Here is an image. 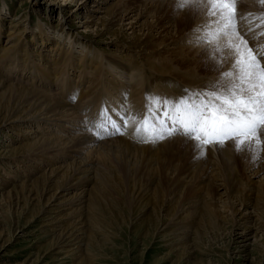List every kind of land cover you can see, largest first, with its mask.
<instances>
[{
	"label": "rangeland",
	"instance_id": "rangeland-1",
	"mask_svg": "<svg viewBox=\"0 0 264 264\" xmlns=\"http://www.w3.org/2000/svg\"><path fill=\"white\" fill-rule=\"evenodd\" d=\"M134 1L0 0V54L4 47L13 46L10 60L0 68V77L4 76L0 80L8 81L14 75L19 86L27 89L32 88L27 80L33 81V89H44L51 98L57 97L59 90L68 95L72 92L71 97L64 96L78 105L75 112H68L72 119L38 116L40 112L28 121L9 120L8 109L1 105L13 101V95L5 82L0 85V264H264V150L259 151L258 159L252 157L235 178L242 202L233 198L230 183L212 168L206 175L201 172L187 188L183 186L177 197L159 188L158 193L151 190L148 198H137L109 169L110 165L117 169L122 158L117 143L106 149L99 143L89 145L79 154L71 146L57 153L44 151L43 156L35 151L55 140L63 143L57 136L69 132L77 135L84 129L82 120L95 135L92 123L102 107L124 129L123 117L134 114L129 104L133 88L127 80L113 79L107 68L111 59L138 61L149 70L151 77L146 81L150 89L144 91V101L138 102L141 108H145L147 94L169 98L185 95L183 91L161 89L160 85L166 86L162 84L166 78L184 90H193L188 80L196 78L199 68L194 69L220 66L214 47L223 36L208 40L201 35L218 31L209 11L204 18L200 8L190 9V2L180 8V0H164L167 5L162 11L157 8L159 2ZM255 1L235 0L238 16L252 19L238 20L239 34L247 24L252 28L264 26L255 19L264 15V7L257 12L254 9L258 16L247 11V2ZM130 8L135 14L127 19L125 9ZM166 15L170 23L160 28L157 20ZM258 33L254 37L249 33L248 42L262 44L264 30ZM202 38L204 42H200ZM89 49L96 53L95 61L104 71L82 63ZM25 56L30 62H22ZM56 57L69 61L56 66L52 64ZM179 57L184 63L176 60ZM207 68L199 73L202 79L195 80L214 85L221 69ZM52 72L60 78H44ZM93 76L101 84L88 91ZM114 81L123 89L121 93L107 86ZM96 93L101 94L98 101L92 98ZM89 97L96 105L92 111ZM77 115H82L81 119ZM107 128L112 135L104 127L94 132L105 134L104 141L115 142L112 139L120 131H112L110 125ZM230 142L234 141H226ZM73 156L86 158V168L94 167L99 175L86 182L84 189L75 186L66 191V184H76L70 172L79 160L76 162ZM154 167L148 168V174L155 172ZM166 186L170 188L168 182Z\"/></svg>",
	"mask_w": 264,
	"mask_h": 264
},
{
	"label": "bare ground",
	"instance_id": "bare-ground-1",
	"mask_svg": "<svg viewBox=\"0 0 264 264\" xmlns=\"http://www.w3.org/2000/svg\"><path fill=\"white\" fill-rule=\"evenodd\" d=\"M130 1H132V0H130ZM149 1H151L152 3H158L159 2V4H157L159 7H157V8H162L163 9L162 11L165 10V7L167 5L164 3V0H162V2H161V0H149ZM149 1L147 0L148 4L150 3ZM258 1H255L256 4H254V2H252V4L247 2V4H249V8L251 9V10H249V8L247 9V11L249 13H252V14L256 13L257 12L256 9L259 10L260 8L264 7V3L261 2V0H260V2H258ZM134 2H133V4H134ZM170 2H171V0H170ZM129 4L131 5V2ZM145 4H143V5H145ZM177 4H178V2H177ZM240 6H241V4H240ZM131 8L125 9L126 10V16H124V17H126L127 19L133 18L134 14H135V13H133L134 9H131ZM197 8H200L201 13H205L204 14V18H205L207 11H209V0L190 1V9L196 10ZM241 9H243V8H241ZM254 9L256 12H254ZM146 11H148V10L146 9ZM159 11H160V9H159ZM150 13H151V11H150ZM240 14H242V13H240ZM258 14L260 15V12ZM192 15H194V14H192ZM247 15H248V13H247ZM256 15H257V13H256ZM163 17L161 18V16H160V18H158V20H157V24H158V26H160V28L166 27V26H164V24L169 25V23H170L168 20V17H169L168 15H166L164 18ZM238 17H237L238 20H247V21H248V19L250 21L252 20L251 18L247 19L246 17H239V18ZM156 18H157V16H156ZM136 23H134V24H136ZM134 24H132V27ZM238 25H240V24H238ZM170 27H172V26L170 25L168 27V29ZM214 28H215V25H214ZM242 28L245 31L242 32L241 34H239V36H242L243 39L246 40L247 42H248L247 39L249 38V35H248L249 33H251V35L254 37L257 35L258 32H260V31L262 32V30H264V26L263 27L258 26L257 28H252V26L250 24H247L245 27H242ZM216 30H218V29H216ZM216 32H218V31H216ZM0 36H1V31H0ZM218 36H220V35H218ZM221 36H223V35H221ZM258 36H259V33H258ZM229 39H231V41L233 43H239L238 38L234 35L223 36L215 42L214 52H215V55L218 56V59H219L218 65H220V66L216 65L212 68L210 66H209L210 68H207L205 66V68L210 69L211 71L216 70L218 67H220L219 69H221V70L219 73L221 75H219V76L217 75V78L214 79V84L222 79V73L229 72L233 69V63H234V60L236 58V53L234 50L230 49L227 46V42ZM255 40H256V37H255ZM262 40L263 39H261V41ZM256 41H255V43H257ZM248 46L253 48V50H257L260 46H264V42L260 45H256V44L254 45V43L248 42ZM12 48H13V46L4 47L3 52L0 54V68H2L10 60L9 54L12 53V50H11ZM95 55H96V53L89 49L88 54L86 56L85 55L82 56V59H81L83 61L82 63L87 64V66L89 68L98 67V69L96 71L102 72V71H104V69L101 68L99 63L97 64V62L95 61V58H94ZM201 56H202V54H201ZM25 59L28 62H30V60H31L29 56H25V57L21 58L22 62H24ZM67 60L69 61V59H67L66 57L65 58L56 57V58H53L52 64L58 66L59 62L60 63L61 62L67 63ZM176 60L178 62L184 63V61L181 59V57H179V59L176 58ZM163 63H165V62H163ZM84 64H81L80 67H82ZM261 64L264 66V57H261ZM107 65H108L107 68H110V72L112 71V74L114 77L113 79L117 78V79H120L122 82L127 80L130 82V84H132L133 91H132V93H130L131 98L129 99V102H130L129 104L131 105L130 108H132V110H134V114L128 118L127 125H124V129L119 130L120 132L123 131V133H125V135L119 137L118 135H122L119 132V134L113 138L114 140L112 139V141H115V142H110L107 140L104 141L103 136H105V134L102 136L101 133L96 132V131L94 132V129H96V128H92L91 131L95 134V135H92L90 130H88L87 124L85 123V121L82 120L81 123H84V125H83L84 129L82 131H79V133L77 135H75V136H74V134L70 135V132H69L68 135L63 134V136H57L58 138H56V139L62 138L63 143L61 141L59 142V140H55L52 143H49V144L47 143V145H43V144H45L43 142L42 143L43 146L36 148L35 151L38 154H41L43 156L44 151L51 149V150H53L51 152L57 153V152L66 150L67 147L71 146L73 148L75 154H79L81 152L80 151L81 149H84L85 147H87L89 145H94V144L99 143V146L102 149H106V147L108 148L109 146L111 147L112 145H113L112 147H115V145L113 143H115V144L117 143V149H119L120 152L123 151L122 156H121L122 158H120L121 160L119 159L120 164H119V167L117 169L113 165L112 166L110 165L109 169L112 172H114V174H118L119 179H121L124 182V184L126 185V188L129 189V192H131V194H133V196L137 195L136 196L137 198L139 196H140V199L142 197L148 198V196L151 193V190L152 191L154 190L156 193H158V191L160 189L161 190L163 189V191H166V193H169V195H171L172 197H177V195H178L177 193L179 192V190L183 186L184 187L186 186V188H187V185L191 184L192 181L196 180L197 176L200 175L201 172H203V175H206L207 170L209 168H212L213 172L216 171L219 174V176L221 175V177L224 178L225 183H230L231 194H232L233 198H236V200H239L240 202H242L243 201L242 194L240 193L239 189L237 188V186L235 184V178L236 177L239 178L240 170L243 169V167L249 163L248 161L250 159H252L254 152L249 151V150L237 152L236 148H235V141L234 140H233L234 142H230V143L225 142V144L223 146H215V145L208 146L207 150H206V155L203 157H198V154L194 153L192 141L186 139L185 136L174 135L171 138H166L164 140H157L155 143L143 142L144 133L141 132L139 135H137L136 128H137L139 119L142 117V115L145 111V108L144 107L141 108V106L139 105L138 102L144 101V98H143L144 91H147L150 89V85L148 84V81H146V78H148V77L150 78L151 74L149 75L148 74L149 70L146 69L145 66L140 65L138 61H136L134 63H123V62H117V61L111 59L107 62ZM24 66H25V64H24ZM162 68H166V66L162 65ZM205 68L204 67L202 68V66L197 67L196 69L193 68L195 71L198 69L196 71V75H195L196 78L195 79H202V78H199L202 76L199 73L201 71H203ZM163 70L162 69L160 70L161 73H163ZM3 77H0V79H2ZM14 77L15 76L13 75L12 78H8L9 79L8 81H10V82L0 80V85L4 84V82H5V84H7L9 90L12 92V95H13V97L11 98V100H13V101H8L9 104L6 103V105H3V106L1 105V107H5L8 109L7 114L9 115V118H8L9 120L12 119L14 121H18V120L22 119V120L28 121V119H35L36 118L35 114H38L40 112L41 113L38 116H43V115H47L50 117L51 116H59L61 118L67 117V118L72 119V115L69 114L68 112L69 111L75 112L78 108V105L70 102L68 100V98H65V96L71 97L72 92H69V95H68L65 93V90H59V92L57 93V97L51 98V97H49L51 94L50 93L46 94V91H44V89H42L41 91L38 89H33V86H34L33 81L27 80V83H30V86L32 87V88L29 87L30 89H27V87H25L23 85H22V87H20L19 84L16 82V78H14ZM54 77L60 78L54 72L44 76V78L47 80L54 79ZM95 78L96 77H94V76L91 78L90 82L92 84L90 87H88V91H91L93 88H96L97 85L99 86L101 84L100 80H98V78H96V79ZM195 79L188 80V82L191 83L193 90L191 89V87H189L187 90H191L192 92H195L197 90L205 91V89L209 90L212 86V85L206 86V84H209V83H203V82H201V80H195ZM192 80H195V81H192ZM41 82L46 83L44 81H41ZM174 83L175 82H173L170 78H166L165 81H163V83H162V84H166V86L160 85V88L165 90V92L167 91L169 93H181L182 91L185 92V90L182 86H179L178 84L174 85ZM50 84L51 83H48L47 88H50V87H48V86H50ZM108 84H107V86L108 87L110 86L111 88L110 87L109 88L112 89L116 93H121L123 91V89L120 88V86H117V82H115V81L113 83H110L109 85ZM98 94L101 95L100 93H96L92 96V98L95 99V101H98L100 99ZM167 95H169V94H167ZM92 98L91 97L88 98V100L91 101V104H89V111H92L94 106H96L95 102L92 103ZM80 100H81V96L78 97L77 102H79ZM137 108H139V109H137ZM3 110H5V109H3ZM77 117L80 118V117H82V115L81 116L77 115ZM109 118H110V116H109ZM47 119H49V118H47ZM89 122H90V120H89ZM92 125H93V123H92ZM104 129H107L108 134H109V129L107 128V126L104 127ZM111 129L113 131V127ZM101 131H102V129H101ZM114 131L116 133L115 129H114ZM109 135H112V133H110ZM260 135H261V138L264 139V130L261 131ZM64 136H65V138H64ZM46 140L48 141L49 139H46ZM253 148H255L254 144H253ZM261 150H264V145H262L261 148L259 149V151H261ZM73 157L76 160V162L79 160V163H75L74 166L71 168V172H70V174H71L70 176L72 178H74L73 181H76V184H73L70 182L68 184H66V186L63 187L64 190H66V191L70 190L71 188H74L75 186H79L77 188L84 189L83 187L85 186L86 182H89L91 180H95L96 177H98V175H99L98 170H96L94 167L91 166V168H88V169L86 168L88 166V163L86 162L87 161L86 158H84V157L82 158L81 156H73ZM114 157H115V155H114ZM78 158H80V159H78ZM155 164H156V167H154ZM150 167L155 168L154 169L155 172H153V174H151V173L148 174V168H150ZM204 168L206 170H204ZM119 171H121V172H119ZM207 179H208V177L203 181V183L206 182ZM83 182H85V183H83ZM165 182L169 183L170 188H168L169 186L165 187ZM152 184L154 186L153 189H151ZM78 201L82 202V198H79Z\"/></svg>",
	"mask_w": 264,
	"mask_h": 264
},
{
	"label": "snow or ice",
	"instance_id": "snow-or-ice-1",
	"mask_svg": "<svg viewBox=\"0 0 264 264\" xmlns=\"http://www.w3.org/2000/svg\"><path fill=\"white\" fill-rule=\"evenodd\" d=\"M189 2L180 0L178 7L183 8ZM208 14L218 32H205L202 37L215 40L218 35H234L239 40V43H233L231 39L227 42L236 53L233 69L222 73V79L209 90H185V95L179 98L147 94L145 111L136 133L143 132L146 143L181 134L192 141L198 157L206 155L208 146H223L226 141L234 140L237 152L253 151V160H256L264 145L260 135L264 130V66L261 64L264 46L253 50L239 36L235 0H209ZM255 19L264 23V15ZM200 42H204L203 38ZM123 122L127 125L126 115ZM109 125L119 132L120 125L111 120L107 108L102 107L93 126Z\"/></svg>",
	"mask_w": 264,
	"mask_h": 264
}]
</instances>
